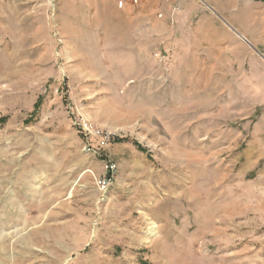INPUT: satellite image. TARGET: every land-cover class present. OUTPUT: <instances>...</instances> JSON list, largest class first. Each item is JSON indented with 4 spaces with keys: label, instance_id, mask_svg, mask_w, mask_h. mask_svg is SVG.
<instances>
[{
    "label": "rangeland",
    "instance_id": "rangeland-1",
    "mask_svg": "<svg viewBox=\"0 0 264 264\" xmlns=\"http://www.w3.org/2000/svg\"><path fill=\"white\" fill-rule=\"evenodd\" d=\"M77 2L0 0V264H264V0Z\"/></svg>",
    "mask_w": 264,
    "mask_h": 264
},
{
    "label": "crops",
    "instance_id": "crops-1",
    "mask_svg": "<svg viewBox=\"0 0 264 264\" xmlns=\"http://www.w3.org/2000/svg\"><path fill=\"white\" fill-rule=\"evenodd\" d=\"M102 3H104L105 5H109V6H112L114 3L116 4V0H101ZM74 2V6L77 7L78 5V2L77 0H73ZM79 3L80 5H82V0H79ZM87 4L88 6H92V8L94 7V9H98V10H104L105 9L103 7H98V3H97V0H87ZM126 7L123 9H120V8H116L115 5V10H119V13L121 15V17L125 18V21L126 22H133L134 20L136 21H140V22H144V18H145V13H144V10L146 8L145 5H140V6H132L131 4L127 3L125 5ZM152 6H155L154 4ZM85 6H83L82 8H84ZM93 9V10H94ZM101 11L98 12V14L100 15H103L104 13H100ZM239 37V36H238ZM244 37V36H243ZM242 41L244 42H247L248 43V40L244 37H239ZM143 40H141L142 42ZM143 44V43H142Z\"/></svg>",
    "mask_w": 264,
    "mask_h": 264
},
{
    "label": "trees",
    "instance_id": "trees-1",
    "mask_svg": "<svg viewBox=\"0 0 264 264\" xmlns=\"http://www.w3.org/2000/svg\"><path fill=\"white\" fill-rule=\"evenodd\" d=\"M40 102H41V97H38L37 101H36V102L34 103V105H33V112H32V115H31V116H33V115L37 112V110H38V108H39V106H40ZM6 119H7V116L0 117V122H4ZM29 120H31V119H29ZM125 140H126V139H124V138H119V137H117V138L114 139L115 142H123V141H125ZM134 143H135V142H134ZM135 144H136V146L138 147V149L144 151V149H143V147H142L141 145H139V144H137V143H135Z\"/></svg>",
    "mask_w": 264,
    "mask_h": 264
},
{
    "label": "built area",
    "instance_id": "built-area-1",
    "mask_svg": "<svg viewBox=\"0 0 264 264\" xmlns=\"http://www.w3.org/2000/svg\"><path fill=\"white\" fill-rule=\"evenodd\" d=\"M144 1H148V0H144ZM99 183L102 185V187L106 186V181L104 179L103 180H99Z\"/></svg>",
    "mask_w": 264,
    "mask_h": 264
},
{
    "label": "bare ground",
    "instance_id": "bare-ground-1",
    "mask_svg": "<svg viewBox=\"0 0 264 264\" xmlns=\"http://www.w3.org/2000/svg\"><path fill=\"white\" fill-rule=\"evenodd\" d=\"M204 3V0H201ZM229 26V25H228Z\"/></svg>",
    "mask_w": 264,
    "mask_h": 264
},
{
    "label": "water",
    "instance_id": "water-1",
    "mask_svg": "<svg viewBox=\"0 0 264 264\" xmlns=\"http://www.w3.org/2000/svg\"><path fill=\"white\" fill-rule=\"evenodd\" d=\"M242 37V36H241Z\"/></svg>",
    "mask_w": 264,
    "mask_h": 264
}]
</instances>
